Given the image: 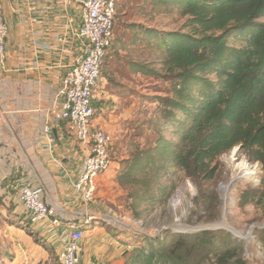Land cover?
I'll return each instance as SVG.
<instances>
[{"label": "trees", "instance_id": "1", "mask_svg": "<svg viewBox=\"0 0 264 264\" xmlns=\"http://www.w3.org/2000/svg\"><path fill=\"white\" fill-rule=\"evenodd\" d=\"M155 2L188 16L178 31L142 30L153 35L161 51V70L146 71L174 82L171 96L161 98L163 118L177 123L180 115L185 121L177 130L178 142L159 139L155 148L139 150L124 162L120 185L132 183L137 170L145 174L156 162H168L201 184L212 179V163L239 145V152L264 172V0ZM238 32L240 47L229 43ZM254 196L264 204V175ZM151 236H146L149 247L126 242L125 264H249L245 242L226 229Z\"/></svg>", "mask_w": 264, "mask_h": 264}, {"label": "rangeland", "instance_id": "2", "mask_svg": "<svg viewBox=\"0 0 264 264\" xmlns=\"http://www.w3.org/2000/svg\"><path fill=\"white\" fill-rule=\"evenodd\" d=\"M187 20L188 16L165 10L155 0L119 2L114 46L106 59L95 99L97 123L114 138V163L108 172L114 174L119 189L115 186L116 197L111 204L121 216L130 217L125 221L124 230H119L122 233L115 234L123 241H130L132 246H143L149 244L146 236L165 230L178 233L177 229L232 227L240 235L231 234L245 242L248 263L264 264V204H257L254 196L264 172L260 164L250 161L244 152L235 153L232 149L220 155L211 165L214 168L212 179L201 184L168 162L148 165L143 170L145 174L137 170L136 179L125 187L118 181L123 163L139 150L155 148L159 139L180 140L177 130H183L179 126L185 118L178 115L179 122L166 121L160 105L162 97L171 96L174 82L146 71V67L161 70V51L150 37L153 35L142 30L151 29L159 34L174 32L184 29ZM242 38L238 32L231 36L229 43L240 47ZM0 99L6 105L7 97L0 96ZM23 120L28 128L24 129V136L14 150L15 138L23 134L19 128H10L8 124L16 126L13 122L17 120L7 117L6 122L0 124L3 127L1 146L7 147V156L15 157L19 151H24L27 157L33 154L30 149L35 143H32L33 134L29 133L39 120ZM63 125L66 127L67 123ZM247 170L253 175L245 176ZM235 175L238 179L230 186ZM226 184L230 186L227 191L223 189Z\"/></svg>", "mask_w": 264, "mask_h": 264}, {"label": "crops", "instance_id": "3", "mask_svg": "<svg viewBox=\"0 0 264 264\" xmlns=\"http://www.w3.org/2000/svg\"><path fill=\"white\" fill-rule=\"evenodd\" d=\"M83 1L3 0L10 35L8 70H0V96L7 97L6 105L0 99V124L13 117L17 127L10 123L8 126L19 128L20 134L28 128L23 119H36L39 124L29 133L33 134L35 145L28 157L24 151L15 157L7 156L8 149L1 146L0 140V264H62L64 229L81 224L74 215L81 199L73 183L85 157L83 147L68 136L61 122L51 124V147L44 127L60 106L65 64L74 62L81 53L76 33L82 23ZM23 136L15 138L13 150ZM113 177L110 171L99 178L97 200L91 206L97 219L84 227L81 264L88 260L99 264L126 263L130 247L115 233L124 230L130 217L121 216L111 204L116 197L114 188L119 186ZM20 183L31 186L48 203L57 206L61 222L56 225L50 219L29 221L19 198Z\"/></svg>", "mask_w": 264, "mask_h": 264}, {"label": "built area", "instance_id": "4", "mask_svg": "<svg viewBox=\"0 0 264 264\" xmlns=\"http://www.w3.org/2000/svg\"><path fill=\"white\" fill-rule=\"evenodd\" d=\"M119 2L120 0L83 1L82 23L76 33L81 53L74 62L65 64L66 72L59 90L60 106L54 111L50 123L48 120L44 127L47 142L52 147L54 136L51 124L67 123L66 133L82 145L85 154L73 183L74 190L81 199V205L74 215L81 224L64 229L65 254L62 264H81L79 259L81 244L85 238L84 227L94 224L97 219L91 206L97 200L99 178L114 163V138L111 132L96 122L98 110L95 99L104 61L114 44ZM9 35L10 27L4 16L3 0H0V70L4 71L8 70ZM19 188V198L29 214V221L35 223L50 219L56 225L61 222L60 209L57 206L48 203L38 191L27 184L20 183ZM30 264L48 263L39 261ZM83 264L99 263L88 260Z\"/></svg>", "mask_w": 264, "mask_h": 264}, {"label": "water", "instance_id": "5", "mask_svg": "<svg viewBox=\"0 0 264 264\" xmlns=\"http://www.w3.org/2000/svg\"><path fill=\"white\" fill-rule=\"evenodd\" d=\"M55 132H56V130H55ZM242 148V145H239V146H237V147H235L234 148V151H235V153H238V151H240V149ZM238 178H234L233 180H232V182L230 183V186H232V185H234V182L237 180ZM229 186V187H230ZM228 187V188H229ZM228 188L226 189L225 188V185H223V189L225 190V191H227L228 190ZM204 229H226V230H228V231H230V232H232L233 234H235V235H237L235 232H234V230H233V228L232 227H224V226H216V227H205V228H190L189 230H180V229H177V231L178 232H181V233H188V232H197V231H201V230H204ZM191 230V231H190ZM237 236H239V235H237Z\"/></svg>", "mask_w": 264, "mask_h": 264}, {"label": "bare ground", "instance_id": "6", "mask_svg": "<svg viewBox=\"0 0 264 264\" xmlns=\"http://www.w3.org/2000/svg\"><path fill=\"white\" fill-rule=\"evenodd\" d=\"M234 152H235V151H234ZM244 175H245V176H246V175H247V176H252V175H253V172L247 170V171L245 172ZM234 178H237V175H235V177H233L232 179H234ZM225 188H226V189L228 188V185H227V184L225 185ZM220 224H222V223H220ZM177 228H178V227H177ZM235 233H236L237 235H240L239 232H236V231H235Z\"/></svg>", "mask_w": 264, "mask_h": 264}]
</instances>
